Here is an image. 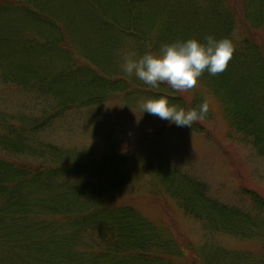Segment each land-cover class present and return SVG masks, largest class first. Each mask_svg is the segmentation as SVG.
Listing matches in <instances>:
<instances>
[{"label": "rangeland", "instance_id": "obj_1", "mask_svg": "<svg viewBox=\"0 0 264 264\" xmlns=\"http://www.w3.org/2000/svg\"><path fill=\"white\" fill-rule=\"evenodd\" d=\"M3 1L4 4H0V35L17 38L12 43H0V119L14 123L19 119V114H23L24 118L38 115L49 105L44 97L35 95V87L56 88V85L44 82L33 86L29 81L11 80L17 76V72L12 70L16 64L24 65L17 70L25 67L32 73L46 72L52 75L69 70L75 60L88 61L91 58L92 63L94 58L97 59L95 63L103 66L109 78L116 80L114 88L119 90L118 94L109 96L97 105L77 106L64 112L39 132L36 139L81 152L126 153L124 168L128 179L121 182L122 185L116 190L105 194L108 204L125 202L132 205L147 220L157 225L165 224L174 236L190 241L202 252L218 258L219 262L225 263L226 255L249 254L257 258L262 255L261 244L256 237L208 229L200 220L186 213L169 190L171 184H193L210 200L227 209H234L241 216L240 219H253L252 223H260V226L264 224V209L256 208L246 192L251 190L264 197V147L260 149L257 146L253 135L246 133L249 130L236 132L230 127V118L225 116L213 91L204 87L201 76L193 89L177 92L167 84L153 88L135 75L125 74L122 69L124 58L129 55L138 58L142 52L137 40L120 31L129 22L126 18L128 13H125L120 0H103L108 4L106 11L110 14L109 18L115 16L111 19L115 22V29L110 27L108 41L100 39L103 27L109 28V24L100 20V17L103 18L100 11L92 17L97 18L99 24L96 19L84 20L87 13L96 10L90 9V3L98 7L101 0ZM216 1L156 0L155 5L143 8V12L154 16L159 34L165 25L166 31L176 41L188 24L189 16L185 9L191 11L196 6L198 13L205 11L208 18L205 30L199 34L200 38L213 36L216 39H231L234 44L232 57L238 60L233 72L241 78L247 70L248 60L245 57L250 51L244 48L242 41L249 38L252 48L258 45L263 50L264 28L259 26L253 29L249 20L255 21L258 17L247 18L244 9H240L239 1L234 0L230 8L235 16L232 21L228 19L222 27L223 31L216 35L214 29L217 31L219 24L208 16L210 9H218L223 15L222 6L216 7ZM257 8L258 3L252 4L251 11ZM37 12L56 19L67 37L65 48L60 46L52 53L38 51V55L32 52L36 57H30L26 50H21L18 43L24 40L35 37L41 40L50 36L48 25L40 23L42 19H38L40 22L36 20L34 14ZM140 20L147 26V33L153 34L154 30L148 29V19L141 17ZM223 21L224 15L221 23ZM170 28L178 33L173 34ZM34 47L39 49L38 45ZM246 74L252 76V72ZM76 81H69L72 84L71 92L80 94L77 92L80 84L76 85ZM246 87L242 90L249 97V92L244 89ZM262 95H253V102H259ZM161 96L167 98L171 105L185 110H198L202 103L207 102L208 113L204 119L194 122L192 127H177L157 116L143 114L140 103ZM247 101L252 103L251 98H247ZM100 183L106 186L109 181L100 180ZM258 230L264 232L262 227ZM248 234L252 235L251 232Z\"/></svg>", "mask_w": 264, "mask_h": 264}, {"label": "trees", "instance_id": "obj_2", "mask_svg": "<svg viewBox=\"0 0 264 264\" xmlns=\"http://www.w3.org/2000/svg\"><path fill=\"white\" fill-rule=\"evenodd\" d=\"M142 1H119L129 19L125 29L120 31L139 42L142 55L147 51H158L165 43L190 38L205 41L199 36L205 30L208 18L205 11L198 13L196 6L191 11L184 8L189 16L188 24L179 38L173 41L165 25L159 34L154 16L143 12V8L155 5L156 0ZM232 1H216V7L223 8V23L222 11L208 10L209 18L219 24L217 31L214 29L216 35L223 31L224 23L228 19L232 21L235 16L230 8ZM238 1L247 18L258 17L259 20H249L252 28H264V0ZM256 3L258 8L251 11L252 4ZM0 4H4V1L0 0ZM90 5V9L96 10L87 13L84 20L97 21L92 17L100 11L103 17L100 20L109 24V28L103 27L100 39L108 41L110 27L115 29V22L111 20L115 16L109 18L110 14L106 11L108 4L103 0L98 7L95 3ZM34 16L37 21L42 19L38 22L48 25L50 36L41 40L36 37L24 40L20 42L22 44L18 43L21 50H26L30 57H36L32 52L38 55V51L52 53L65 48L67 37L56 19L44 17L40 12ZM141 17L148 19V29H153V34L147 33V26L142 24ZM99 27L102 28L101 25ZM172 33L176 35L178 31L173 29ZM15 38L13 35H0V43H12L16 41ZM242 43L250 51L245 57L248 60L247 70L241 78L233 72L238 60L232 57L225 71L215 76L205 71L201 79L204 87L212 90L220 101L225 116L230 118V127L236 132L249 130L246 133L253 135L261 149L264 147V95L257 103L252 99L253 95L264 94V49L258 45L252 48L249 38ZM90 60H75L69 70L52 75L46 72L32 73L25 67L17 70L24 65L14 64L12 70L17 72V76L13 78L8 75L13 78L11 80L29 81L33 86L44 82L56 85V88L35 87V95L44 97L49 105L38 115L24 118L23 114H19V119L14 123L0 119V264H264V232L258 230L259 227L264 228V224L252 223L253 219L249 217L251 220L240 219L241 216L234 209H227L210 200L193 184L179 182L170 185L169 190L180 207L208 229L256 237L261 244L260 257L226 255L225 263L219 262L218 258L202 252L190 241L174 236L165 224L157 225L147 220L132 205L125 202L108 204L105 194L116 190L122 185L121 182L128 179L124 168L126 153L81 152L36 139L39 132L64 112L77 106H94L118 94L119 90L114 88L116 80L109 78L103 66L95 63L97 59L94 58L92 63ZM246 72H252V76ZM70 79L77 80L76 85L80 84L77 91L80 94L71 92ZM243 87H246L244 89L249 92V97L244 94ZM247 98H251L252 103ZM253 103L255 105H251ZM100 180L109 183L103 186ZM246 192L256 208L264 209L262 195L251 190Z\"/></svg>", "mask_w": 264, "mask_h": 264}, {"label": "clouds", "instance_id": "obj_3", "mask_svg": "<svg viewBox=\"0 0 264 264\" xmlns=\"http://www.w3.org/2000/svg\"><path fill=\"white\" fill-rule=\"evenodd\" d=\"M233 52L234 44L229 38L207 36L204 42L190 38L162 44L158 51H147L138 58L126 56L122 69L150 87L158 88L163 83L173 91H187L197 85L203 72L215 76L225 71ZM139 107L143 114L157 116L177 127H192L208 113L207 102L198 110H185L171 105L163 96L143 101Z\"/></svg>", "mask_w": 264, "mask_h": 264}]
</instances>
